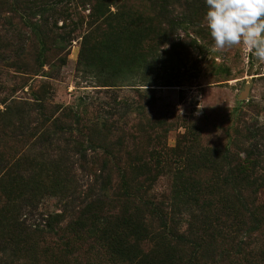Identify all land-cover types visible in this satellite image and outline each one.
I'll return each instance as SVG.
<instances>
[{
    "label": "trees",
    "instance_id": "16d2710c",
    "mask_svg": "<svg viewBox=\"0 0 264 264\" xmlns=\"http://www.w3.org/2000/svg\"><path fill=\"white\" fill-rule=\"evenodd\" d=\"M44 2L0 0V20L5 11L20 14L25 25L18 33L20 41L28 31L34 43L32 52L21 46L13 51L17 58L8 62L11 56L6 51L11 48L0 37V65L4 62L18 72L38 75L45 65L67 63L64 49L55 44L57 39L64 43L70 37L59 38L49 29L55 8L41 21L33 20L41 16ZM80 2L90 13L85 16L88 30L82 37L77 70L84 77H93L99 87L158 86L147 75L154 64L163 58L180 57L195 43L187 45L177 37L176 30L185 18L175 15V6H185L188 22L199 34L208 31L202 28L204 0ZM33 96V101L23 100L0 111V126L14 127L15 139L24 146L33 141L31 146L36 151L32 155L35 158L27 150L17 160L8 151L0 152V192L7 198L6 205L15 194L29 199L30 192L33 197L57 192L64 201L63 214L70 215L66 219L63 214L43 216L45 225L33 231L26 218L23 223L8 219L9 210L4 207L0 210V256L11 248L21 250L23 243L27 253L28 245L40 244L41 240L45 243L43 237L49 236L38 230L51 231L54 224H61V232H55L62 241L61 248L86 246L101 264H264V247H255L257 240L264 241V202L259 198L264 190V127L243 122L229 144L209 146L203 143L201 122L191 120L179 146L183 166L175 175L171 193L158 197L152 194L156 180L151 177L158 166L154 161H159L162 153L149 150L157 138L143 130V141L124 148L118 135L121 130L115 124H89L88 132L97 133L96 138L89 134L90 149H100L103 155L93 164L104 176L93 178L83 191L70 160L80 154L81 160L86 159L85 144L72 140L81 132L78 112L64 108L62 115L54 118L39 93ZM55 153L56 158H50ZM85 164L80 167L82 171L89 169ZM147 170L146 176L143 172ZM184 215L189 216L187 228L181 225ZM31 233L37 237L26 238ZM49 248L48 254L55 256L57 247Z\"/></svg>",
    "mask_w": 264,
    "mask_h": 264
},
{
    "label": "rangeland",
    "instance_id": "374dc122",
    "mask_svg": "<svg viewBox=\"0 0 264 264\" xmlns=\"http://www.w3.org/2000/svg\"><path fill=\"white\" fill-rule=\"evenodd\" d=\"M8 1L10 3V0ZM53 8L55 12L54 16L49 17V29L59 38L70 37L64 43L57 39L55 44L56 48L64 49L67 63L64 66L45 65L38 75H32L18 72L3 62L0 65V100H5L6 103H0V111L4 112L8 107L23 100L33 101L34 92H38L39 98L46 104V109L55 114L54 118L60 117L64 108L70 112H78L82 126L80 130L84 133L76 132L72 140L85 144L86 152L83 155H86V159L81 160L80 154L70 160L74 164V176L83 191L88 189L93 178L104 176L93 164L97 157L103 155L100 149H90V133L87 129L89 124L94 127L95 124H115L116 128L121 130L118 135L123 138L121 143L124 148H133L135 144L143 141V130L157 138L153 139L149 150L162 153V158L154 161L158 166L156 173L151 177L156 180L155 185H152V194L158 197L171 193L175 175L183 166V153L179 146L191 120V123L201 122L203 143L209 146L229 144L234 130L242 127L243 122L257 123L258 126L264 127V62L257 61L243 46L217 49L209 31L201 35L196 27L188 22L189 11L184 5H177L173 9L177 17L185 18L178 21L182 22L176 30V35L178 34L181 42L187 45L191 41L195 43L188 46L176 59L163 58L157 61L150 70L151 73L147 75L158 86L149 88L99 87L93 77L82 76L77 70V63L82 37L88 30L85 16L90 13L89 7L80 0H45L39 10L41 16H34L33 20L41 21V17L48 16ZM112 10L115 11V8L112 7ZM20 17V14L13 11H5L1 15L0 37L9 43L11 48V51H6V54L10 53L11 56L8 62L17 58L13 51L21 46L27 51H33L31 34L27 31L25 40L22 38L21 41L18 36L25 28ZM202 28L208 30L204 21ZM164 48L168 50V46ZM146 72L143 71L142 74ZM137 81L140 82L138 79ZM135 83L136 81L133 84ZM128 84H131V80ZM247 86L249 95L246 100H240L239 97ZM16 134L14 127L7 129L0 126V152L8 151L12 158L17 160L30 150L31 158H35L32 155H36V151L31 146L34 142L28 146L21 145L15 139ZM90 135L97 137L96 132H91ZM56 143L62 147L57 140ZM18 145L21 147L18 148ZM51 153L53 154V151ZM46 154L49 157V153ZM55 156L57 153L50 158H56ZM85 163L89 169L82 171L80 167ZM148 171L143 173L148 174ZM112 177L117 179L116 172H113ZM29 194V199L27 195H12L8 198L9 205H6L7 198L4 199L0 192V210L7 207L10 220L16 219L23 223L25 218L28 219L26 225L31 224L33 231H36V226L45 225L43 216L46 219L48 216L64 213V201L57 192L46 191L36 197L32 196V192ZM259 198L264 202V190L260 192ZM31 204L36 209L31 211L33 214H28L32 208ZM63 215L66 219L70 213ZM182 219V227L187 228L189 216L184 215ZM61 226L63 225L54 224V231L45 228L38 230L50 236L43 237L45 243L41 240L40 244L28 245L27 253L24 252V243L20 252L8 249L4 256H0V264H101L86 246L75 245L62 249L59 234L55 233L57 230L61 232ZM34 234L31 233L26 238L37 237ZM255 243V247H264L262 238ZM52 245L58 249L55 256L53 253L48 254L52 250L49 246Z\"/></svg>",
    "mask_w": 264,
    "mask_h": 264
},
{
    "label": "clouds",
    "instance_id": "9594fccd",
    "mask_svg": "<svg viewBox=\"0 0 264 264\" xmlns=\"http://www.w3.org/2000/svg\"><path fill=\"white\" fill-rule=\"evenodd\" d=\"M204 22L217 49L243 46L264 62V0H204Z\"/></svg>",
    "mask_w": 264,
    "mask_h": 264
},
{
    "label": "water",
    "instance_id": "95a60500",
    "mask_svg": "<svg viewBox=\"0 0 264 264\" xmlns=\"http://www.w3.org/2000/svg\"><path fill=\"white\" fill-rule=\"evenodd\" d=\"M249 95V88L248 86L245 88V90L242 92V94L240 95V100H246V98Z\"/></svg>",
    "mask_w": 264,
    "mask_h": 264
}]
</instances>
